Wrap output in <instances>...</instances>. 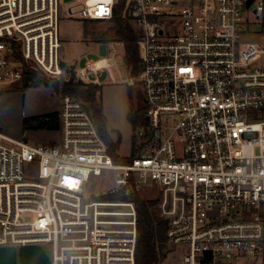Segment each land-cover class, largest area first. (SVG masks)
<instances>
[{"label": "built area", "instance_id": "obj_1", "mask_svg": "<svg viewBox=\"0 0 264 264\" xmlns=\"http://www.w3.org/2000/svg\"><path fill=\"white\" fill-rule=\"evenodd\" d=\"M118 1L0 0V94L28 71L67 80L60 18L110 20ZM247 1L124 0L145 102L135 154L114 161L90 111L70 94L60 99L58 142L0 132V246L47 244L50 264H135L130 196L152 181L176 190V204L161 217L168 244L186 247L183 264L257 260L264 253V44L244 35L248 8L260 16L264 0ZM110 66L102 57L72 69L99 85ZM107 170L115 172L113 186L88 193L89 176Z\"/></svg>", "mask_w": 264, "mask_h": 264}, {"label": "rangeland", "instance_id": "obj_2", "mask_svg": "<svg viewBox=\"0 0 264 264\" xmlns=\"http://www.w3.org/2000/svg\"><path fill=\"white\" fill-rule=\"evenodd\" d=\"M252 9L253 6L248 8L247 31L244 40L264 44V11L256 17L252 13ZM128 23L133 27L132 23ZM111 25L112 23L109 20H76L63 15L59 20L60 56L64 60L63 63L71 67L68 79H55L59 85L56 91L53 87L43 86L42 84L28 87L18 84L11 91L0 94V132L34 144L56 143L60 139L58 129L32 126L23 129V119L58 111L60 99L64 95L61 92L62 83L71 78L80 80L76 78L72 68L82 67L88 59L97 60L105 57L111 65L110 70L100 71L99 85L88 84L98 86L96 99L102 107L108 132H110L112 138H115L117 133L120 135L117 154L120 157H128L131 154L133 143L137 145L140 142V139L136 136L133 140L132 134L140 127L133 126L126 115L130 111L136 112L138 109L145 107V102L138 78L135 79L129 76L122 61L123 44L112 41L113 31ZM109 71L114 77V81L110 79ZM128 80H132L133 84H128ZM260 116L264 119V111L260 113ZM114 178L115 172L109 170L103 171L100 175L91 174L87 180L86 190L88 193H96L111 188L114 184ZM160 188L154 182L149 181L147 185L142 187L139 197L146 200L157 199L156 210L161 216L164 209L168 208L169 202L176 204L178 196L174 188ZM40 247L50 257V246L41 244ZM166 248V255L161 257L157 264H183L182 254L186 251V247H175L166 242ZM245 261L243 260V262ZM250 264L259 263L251 262Z\"/></svg>", "mask_w": 264, "mask_h": 264}, {"label": "trees", "instance_id": "obj_3", "mask_svg": "<svg viewBox=\"0 0 264 264\" xmlns=\"http://www.w3.org/2000/svg\"><path fill=\"white\" fill-rule=\"evenodd\" d=\"M123 2L124 0H119L114 6L113 16L109 20L112 23L110 26L113 31L112 41L123 44L124 54L122 61L129 76L137 79L140 73V59L136 44L137 32L131 27L128 23V18L123 14ZM21 84L23 87L42 84L43 86L53 87L55 91L58 90L59 87L54 78L46 77L36 71H28L22 79ZM16 86L17 85L8 91L16 88ZM61 92L63 94H70L85 104L92 115L100 136L108 147L111 158L114 161L128 160V157H120L117 154L120 144V135L117 133L115 138H112L110 132H108L106 128L102 107L96 99L98 86L71 78L62 83ZM144 113L145 107H142L136 112L130 111L126 117L133 126L141 127L146 124ZM29 126L44 129H59L58 111L41 116L24 118L22 121L23 129ZM134 138L135 136L133 134V140ZM135 152V144L133 143L130 157L133 156ZM103 199L124 200L127 198L120 195H107L104 196ZM130 199L134 202L136 210L137 239L135 247V264H157L160 258L167 253V221L157 213V199L146 200L140 198L137 194L130 196Z\"/></svg>", "mask_w": 264, "mask_h": 264}, {"label": "crops", "instance_id": "obj_4", "mask_svg": "<svg viewBox=\"0 0 264 264\" xmlns=\"http://www.w3.org/2000/svg\"><path fill=\"white\" fill-rule=\"evenodd\" d=\"M252 262L264 264V253ZM0 264H50V257L39 245L0 246Z\"/></svg>", "mask_w": 264, "mask_h": 264}, {"label": "water", "instance_id": "obj_5", "mask_svg": "<svg viewBox=\"0 0 264 264\" xmlns=\"http://www.w3.org/2000/svg\"><path fill=\"white\" fill-rule=\"evenodd\" d=\"M251 2H252V0H248V1H247V5H249Z\"/></svg>", "mask_w": 264, "mask_h": 264}, {"label": "bare ground", "instance_id": "obj_6", "mask_svg": "<svg viewBox=\"0 0 264 264\" xmlns=\"http://www.w3.org/2000/svg\"><path fill=\"white\" fill-rule=\"evenodd\" d=\"M170 188H174V187H170Z\"/></svg>", "mask_w": 264, "mask_h": 264}]
</instances>
